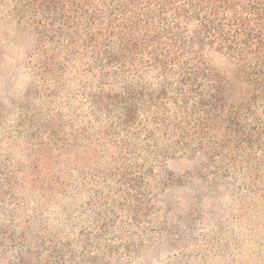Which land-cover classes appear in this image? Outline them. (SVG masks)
Returning <instances> with one entry per match:
<instances>
[{
	"label": "trees",
	"instance_id": "trees-1",
	"mask_svg": "<svg viewBox=\"0 0 264 264\" xmlns=\"http://www.w3.org/2000/svg\"><path fill=\"white\" fill-rule=\"evenodd\" d=\"M4 20L31 30L33 71L46 92L67 93V109L29 119L47 139L54 174L36 172L40 161L0 162L1 214L14 218L17 191L40 185L91 196L69 229L0 221V264H129L125 254L149 255L155 207L168 206L163 197L182 181L170 161H192L212 184L264 181V0H0ZM66 167H81L79 183L63 182ZM107 209L114 223L150 222L138 237L106 238Z\"/></svg>",
	"mask_w": 264,
	"mask_h": 264
},
{
	"label": "rangeland",
	"instance_id": "rangeland-1",
	"mask_svg": "<svg viewBox=\"0 0 264 264\" xmlns=\"http://www.w3.org/2000/svg\"><path fill=\"white\" fill-rule=\"evenodd\" d=\"M35 46L36 38L28 26L9 20L0 23V162L28 165L40 161L35 171L52 175L58 166L46 161L50 155L47 139L44 133L37 137L38 124L29 119L39 113L65 112L63 96L67 93L45 91L44 80L33 71L37 62L33 58ZM53 93H57V98H48ZM73 107H80L79 102H74ZM21 120L25 124L20 128ZM196 168L190 160L168 163L169 172L182 181L163 197L168 206L163 203L155 207V224L150 228L155 248L149 255L133 260L125 254V262L264 264V181L254 189L235 176L219 177L212 184V177ZM65 170L63 182L67 185L79 183L76 175L81 167L72 173L67 167ZM46 189L40 185L32 193L18 190L21 203H15L13 207L14 218L2 215L0 205V221H12V225L18 226L28 223L34 230L67 228L70 215L78 217L79 208L91 196L86 191L80 196L60 191L46 194ZM99 189H103L102 185ZM109 190H104L105 196H110ZM5 207L12 208V205L8 203ZM107 213L112 232L106 238L117 241L144 234L142 226L150 222L144 218L140 221L142 226L128 219L124 223H114V209H107ZM166 219L169 233L162 235L161 228H166L162 223Z\"/></svg>",
	"mask_w": 264,
	"mask_h": 264
}]
</instances>
